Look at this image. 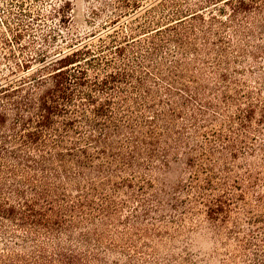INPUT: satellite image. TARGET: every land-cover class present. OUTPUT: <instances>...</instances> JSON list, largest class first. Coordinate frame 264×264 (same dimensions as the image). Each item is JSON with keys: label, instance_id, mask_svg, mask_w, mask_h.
Instances as JSON below:
<instances>
[{"label": "trees", "instance_id": "trees-1", "mask_svg": "<svg viewBox=\"0 0 264 264\" xmlns=\"http://www.w3.org/2000/svg\"><path fill=\"white\" fill-rule=\"evenodd\" d=\"M90 12L109 20L61 34L74 42L51 55L15 60L4 40L0 264H210L174 253L198 228L235 242L220 264H264V0H104ZM29 25L17 19L15 43ZM49 31L47 46L60 34Z\"/></svg>", "mask_w": 264, "mask_h": 264}, {"label": "rangeland", "instance_id": "rangeland-1", "mask_svg": "<svg viewBox=\"0 0 264 264\" xmlns=\"http://www.w3.org/2000/svg\"><path fill=\"white\" fill-rule=\"evenodd\" d=\"M104 0H25L24 9L31 12L29 16L20 15V9L17 6V0H0V73L2 80L4 77H8L10 72L7 70L8 65H13V61L3 59L2 55H8L10 45H12L11 50L15 54V60H22L26 58L29 53L33 54V51L37 49L50 51L48 55L53 54L55 51L53 49H66L67 44L64 41L70 43V36L76 38V36H84L86 34L94 33L102 28V24L109 20L106 16L92 17L93 14L90 12L91 7L99 6ZM109 13V12H108ZM24 19L30 25L24 31H22V36L15 43L12 34L17 27V19ZM94 18V19H93ZM93 20V21H92ZM108 25V23H107ZM106 26V25H105ZM54 29V33L57 36L53 41H50V45L47 46L42 42L41 36L43 34L52 35V31L49 29ZM70 34V36H65L63 38L61 34ZM10 39L12 41L9 44H4V40ZM74 42V41H72ZM264 59L259 58L258 61ZM255 70V69H254ZM19 70L17 69V72ZM249 79V84L252 87L258 85L260 79L257 73ZM256 77V78H255ZM264 171V169H263ZM181 175L179 172V166L176 164L171 166V169L167 172L166 176L170 181H175V178ZM204 215H200V219L205 221ZM246 227V224H243ZM254 229V228H253ZM229 242V243H228ZM224 240V243L219 244L211 242L205 231L198 228L188 234L181 236V240L176 243V250L174 253L180 255L181 247H187L194 257H199L204 260V258L212 257L211 255H216L210 264H220L219 259H224L228 256L229 251L236 249L235 242L233 240ZM236 251V250H234ZM162 255H166V251H162ZM168 256V255H166ZM219 257V258H218ZM116 257L110 254L107 258L110 264H114ZM237 263H241V258L236 256ZM199 264H206L204 261H198ZM119 264H128L125 259H122Z\"/></svg>", "mask_w": 264, "mask_h": 264}]
</instances>
